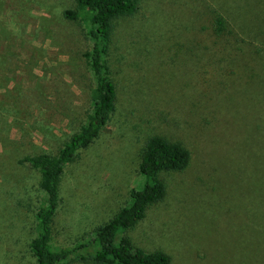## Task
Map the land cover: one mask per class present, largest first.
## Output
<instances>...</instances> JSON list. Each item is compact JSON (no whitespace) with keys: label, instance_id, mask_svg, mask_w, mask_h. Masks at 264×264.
Segmentation results:
<instances>
[{"label":"rangeland","instance_id":"374dc122","mask_svg":"<svg viewBox=\"0 0 264 264\" xmlns=\"http://www.w3.org/2000/svg\"><path fill=\"white\" fill-rule=\"evenodd\" d=\"M0 1V264H35L43 192L18 159L56 154L85 121L89 43L63 17L75 0ZM107 59L115 110L64 169L52 242L70 252L59 264H99L82 243L140 188L154 134L190 160L160 174L165 196L126 232L135 246L170 264H264V0H141L114 21Z\"/></svg>","mask_w":264,"mask_h":264},{"label":"trees","instance_id":"16d2710c","mask_svg":"<svg viewBox=\"0 0 264 264\" xmlns=\"http://www.w3.org/2000/svg\"><path fill=\"white\" fill-rule=\"evenodd\" d=\"M141 0H75V7L65 9L63 17L79 20L84 27L88 48L82 53L91 74L90 109L79 129L52 155H24L19 164L27 163L39 174L38 187L43 198L35 213L36 235L29 242L35 264H59L69 250L54 248L53 222L61 197L60 188L66 165L74 161L81 149L87 148L100 134L115 110L116 89L111 79L108 54L114 21L134 15ZM3 5L0 1V11ZM216 32L225 28L223 17L215 19ZM190 160V151L180 141L161 135L147 138L138 164L143 178L140 188L130 190L127 205L108 221L98 225L82 246H94L93 259L99 264H170V256L162 250L145 251L132 242L126 232L145 216L149 205L163 199L166 186L162 172L183 171ZM2 169V168H0Z\"/></svg>","mask_w":264,"mask_h":264}]
</instances>
